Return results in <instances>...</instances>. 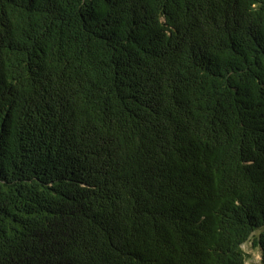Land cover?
Wrapping results in <instances>:
<instances>
[{
  "label": "trees",
  "instance_id": "trees-1",
  "mask_svg": "<svg viewBox=\"0 0 264 264\" xmlns=\"http://www.w3.org/2000/svg\"><path fill=\"white\" fill-rule=\"evenodd\" d=\"M251 237L264 264V0H0V264Z\"/></svg>",
  "mask_w": 264,
  "mask_h": 264
},
{
  "label": "rangeland",
  "instance_id": "rangeland-1",
  "mask_svg": "<svg viewBox=\"0 0 264 264\" xmlns=\"http://www.w3.org/2000/svg\"><path fill=\"white\" fill-rule=\"evenodd\" d=\"M258 230L254 231L256 235ZM242 249L247 253L245 263L246 264H259L260 249L258 245L253 244L252 237L242 244Z\"/></svg>",
  "mask_w": 264,
  "mask_h": 264
}]
</instances>
